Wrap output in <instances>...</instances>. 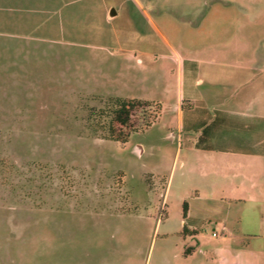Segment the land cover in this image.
Segmentation results:
<instances>
[{"label":"rangeland","instance_id":"1","mask_svg":"<svg viewBox=\"0 0 264 264\" xmlns=\"http://www.w3.org/2000/svg\"><path fill=\"white\" fill-rule=\"evenodd\" d=\"M40 2L28 85L9 75L0 111V264H175L173 252L210 243L220 223L205 219L184 234L181 220L198 197L217 211L236 197L224 173L243 161L183 143L194 133L177 126L179 63L196 64L182 89L211 61V77L231 78L222 90L239 109L231 113L264 120V95L258 109L247 102L264 93V0ZM106 3L117 7L111 20ZM114 97L149 104L121 125Z\"/></svg>","mask_w":264,"mask_h":264},{"label":"crops","instance_id":"2","mask_svg":"<svg viewBox=\"0 0 264 264\" xmlns=\"http://www.w3.org/2000/svg\"><path fill=\"white\" fill-rule=\"evenodd\" d=\"M104 7L105 19L111 20L117 13V7L111 3L104 4ZM40 8V0H0V111L8 110L9 75L13 78V85L17 83L28 85L24 80L29 74L26 65L30 55L29 40L37 39L38 46ZM24 15L31 17V21L27 18L26 26L24 25ZM31 31H37V34L30 35ZM12 39H17V42L13 43ZM13 44L15 47L9 53L8 47H12ZM22 51L26 55H19ZM198 63L200 62H197V69L201 68ZM208 63L211 65V61ZM210 65L206 67L209 69L208 71L204 72L202 76L197 74L196 79L188 82L186 89L185 86L182 89L181 77L184 71L182 60H180V69L177 74V96L174 103V107L178 111L177 126L181 124L183 117L181 107L183 93L192 103L190 119L207 116L208 122L215 111L221 112V115L227 118V123L222 124L212 136L211 133L209 134L207 143L213 144L214 148H201L186 144L187 136L182 137V140L185 145L196 149L242 159L243 166L239 170L226 168L224 173L225 183L235 179L234 187L239 194L226 202L221 201L220 205L223 202L221 211L211 210V201H209L211 197L209 200L206 197H198L188 205L186 218L181 220V226L183 224L185 226L184 234L197 232L205 219L220 223L221 234L219 236L217 233L211 234L213 238L210 243L202 244L199 241V247L188 253L173 252L171 260L175 264H185L188 261L197 260L200 255L204 256L208 250L210 256L204 259L206 264H264V120L247 121L241 117H235L231 113L233 110L239 111L237 106H233L235 99L233 100L234 97L231 95L226 98L222 93L225 85H229L227 80L231 78L225 77V80L220 82L218 78L211 77ZM203 83H206L204 87H198ZM220 83L223 87L219 88ZM254 95L255 97L250 98L247 102L255 101L254 107L258 109L260 108L257 106L260 101L258 95H264V93L257 91ZM248 109L241 108L245 111ZM197 133V131L194 132L195 135ZM165 233L171 234L167 231ZM174 233L179 234L180 230L177 229ZM164 259L167 261V256ZM167 264H169L168 261Z\"/></svg>","mask_w":264,"mask_h":264},{"label":"trees","instance_id":"3","mask_svg":"<svg viewBox=\"0 0 264 264\" xmlns=\"http://www.w3.org/2000/svg\"><path fill=\"white\" fill-rule=\"evenodd\" d=\"M182 67L184 73L186 70L189 72V76L194 77L195 76V69L196 64L193 60H182ZM186 92V90H185ZM189 101V105H185L184 102ZM113 105V118L118 119L119 123L121 125H126L128 115L130 113V110H132L135 106L143 105V104H149L145 100H134V99H125L120 97H114L112 100ZM181 107L183 109V117L181 121V128H182V136L184 133L187 132H198L196 135H192V137H188L187 134L184 135V137H188L185 141L186 144H192L195 147H201V148H214L213 144H208L207 140L209 137V134L211 133V136L213 133L222 125L227 123V118L224 117V115H221V112L215 111L213 117L210 121L207 122L206 117H200L190 119L188 117V114L190 115L193 107L192 103L189 100V98L186 96V94H182L181 96ZM108 136L114 140L123 141L124 136H118V134H112L110 130V126H108ZM185 203L183 202V209L182 214L184 215V209H185ZM181 232H185V226L182 225ZM191 250V247H185L183 252L188 253Z\"/></svg>","mask_w":264,"mask_h":264},{"label":"built area","instance_id":"4","mask_svg":"<svg viewBox=\"0 0 264 264\" xmlns=\"http://www.w3.org/2000/svg\"><path fill=\"white\" fill-rule=\"evenodd\" d=\"M211 234L214 235L215 234L214 231H212Z\"/></svg>","mask_w":264,"mask_h":264}]
</instances>
